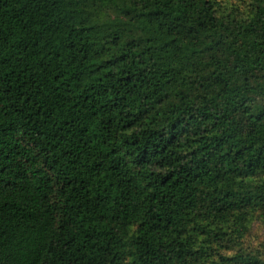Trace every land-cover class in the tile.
Returning a JSON list of instances; mask_svg holds the SVG:
<instances>
[{
	"label": "trees",
	"instance_id": "1",
	"mask_svg": "<svg viewBox=\"0 0 264 264\" xmlns=\"http://www.w3.org/2000/svg\"><path fill=\"white\" fill-rule=\"evenodd\" d=\"M251 5L0 0V264H264Z\"/></svg>",
	"mask_w": 264,
	"mask_h": 264
},
{
	"label": "rangeland",
	"instance_id": "2",
	"mask_svg": "<svg viewBox=\"0 0 264 264\" xmlns=\"http://www.w3.org/2000/svg\"><path fill=\"white\" fill-rule=\"evenodd\" d=\"M220 4V7L228 11H236V16L242 17L248 14L249 10L252 8L251 0H217ZM91 13L96 14L98 16H102L100 10L97 8H92ZM245 242L249 243L255 247H259L264 251V223L261 221H255L252 223L250 228V232L245 237Z\"/></svg>",
	"mask_w": 264,
	"mask_h": 264
}]
</instances>
